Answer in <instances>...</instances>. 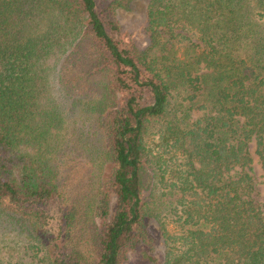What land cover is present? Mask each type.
<instances>
[{
  "label": "trees",
  "instance_id": "obj_1",
  "mask_svg": "<svg viewBox=\"0 0 264 264\" xmlns=\"http://www.w3.org/2000/svg\"><path fill=\"white\" fill-rule=\"evenodd\" d=\"M113 5L0 0V237L44 264H264L247 172L264 178V0H147L145 47L108 31ZM75 138L95 167L83 203L58 168Z\"/></svg>",
  "mask_w": 264,
  "mask_h": 264
},
{
  "label": "rangeland",
  "instance_id": "obj_2",
  "mask_svg": "<svg viewBox=\"0 0 264 264\" xmlns=\"http://www.w3.org/2000/svg\"><path fill=\"white\" fill-rule=\"evenodd\" d=\"M110 3H114L113 6L115 8L118 28L115 30L108 24V31L121 41H133L140 47H145L147 45L145 32L147 0H103V5ZM105 23H107V21H105ZM72 96L75 95L71 94L68 96L64 93H60L58 96L56 95V100L54 101L57 103L60 101V103L64 105V109H68L71 117H76L77 113L81 110V105L78 104L79 102H76L78 106L73 107L74 105L72 103L75 99L77 100L78 97ZM139 101L142 104L150 101V93L147 89L141 92ZM63 113L65 114L64 111ZM86 122L89 124L92 123L89 119H87ZM153 130L154 127L152 128V131ZM151 138L150 132L147 139L148 143H150ZM77 141L78 140L75 138L73 141L74 143L71 144L65 153L61 154L58 168L65 184L62 186L67 193V197L71 200L73 199L83 203L85 200L93 197L97 185H93L95 181V172H92V170H95V167L90 161L89 152ZM253 146L254 144L251 143V151ZM108 170V167H105L103 174L106 175ZM247 172H249L252 178V199L255 203L262 205L264 201L263 170L258 162L254 161L252 163V170L247 169ZM150 187L151 185L147 184L144 191L145 194L150 193ZM147 220L148 230L154 238V250L152 253L158 257V263H160L162 261L163 246L156 226V220L151 217H148ZM164 223L171 232L175 229V224L172 221L166 219ZM74 239L80 241L77 244L79 247H85L86 242H84L83 234H80L79 229H74L70 232L68 237H66V246L69 247V244ZM0 264H44V261H42V254L36 253V250H34L32 246H26L24 241L10 236L9 239L0 237ZM123 264L149 263H146L142 258L140 259L136 254L130 255L128 259L124 260Z\"/></svg>",
  "mask_w": 264,
  "mask_h": 264
}]
</instances>
